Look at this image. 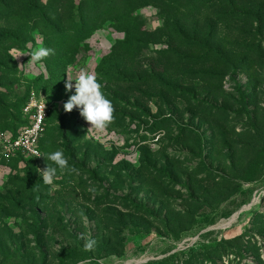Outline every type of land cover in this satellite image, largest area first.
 Returning a JSON list of instances; mask_svg holds the SVG:
<instances>
[{
  "label": "rangeland",
  "instance_id": "obj_1",
  "mask_svg": "<svg viewBox=\"0 0 264 264\" xmlns=\"http://www.w3.org/2000/svg\"><path fill=\"white\" fill-rule=\"evenodd\" d=\"M82 69L114 107L88 134ZM32 99L78 171L0 145V264H264V0H0V138Z\"/></svg>",
  "mask_w": 264,
  "mask_h": 264
},
{
  "label": "clouds",
  "instance_id": "obj_2",
  "mask_svg": "<svg viewBox=\"0 0 264 264\" xmlns=\"http://www.w3.org/2000/svg\"><path fill=\"white\" fill-rule=\"evenodd\" d=\"M53 52L54 50L52 49L40 47L29 53L15 56L14 59L23 55H29L30 60L27 64H21L20 66H31L43 61L50 54H53ZM73 81H75V84H73ZM65 88L68 92H71L75 88V94L69 97L68 101L64 104V109L67 112H71L74 108H79L80 115L91 125L87 134L91 133L94 129L102 131L111 123L114 118V107L112 102L101 91L102 85L93 73L82 69L75 78L67 75ZM36 157H44L46 161V167L36 169L45 185H52L54 183L58 170L60 172L67 170L72 173L78 171L76 168L69 166L68 160L60 150L44 155L36 153ZM81 238L85 239V251L94 249L96 245L94 239H88L83 235ZM80 264H88V262L81 261Z\"/></svg>",
  "mask_w": 264,
  "mask_h": 264
},
{
  "label": "built area",
  "instance_id": "obj_3",
  "mask_svg": "<svg viewBox=\"0 0 264 264\" xmlns=\"http://www.w3.org/2000/svg\"><path fill=\"white\" fill-rule=\"evenodd\" d=\"M30 120L17 136L4 134L0 138V145L7 155L21 154L31 159H39L36 153L41 151V139L48 117V106L44 101L32 99L26 107Z\"/></svg>",
  "mask_w": 264,
  "mask_h": 264
},
{
  "label": "trees",
  "instance_id": "obj_4",
  "mask_svg": "<svg viewBox=\"0 0 264 264\" xmlns=\"http://www.w3.org/2000/svg\"><path fill=\"white\" fill-rule=\"evenodd\" d=\"M129 10L133 12V9L129 8L128 11H129ZM42 13H43V12H42ZM258 163H259L258 159H256L255 161H253V163H252V165H251V170H252V169H253V170H256V169L258 168Z\"/></svg>",
  "mask_w": 264,
  "mask_h": 264
},
{
  "label": "water",
  "instance_id": "obj_5",
  "mask_svg": "<svg viewBox=\"0 0 264 264\" xmlns=\"http://www.w3.org/2000/svg\"><path fill=\"white\" fill-rule=\"evenodd\" d=\"M243 213V210H241L238 214V217ZM238 219V218H237Z\"/></svg>",
  "mask_w": 264,
  "mask_h": 264
}]
</instances>
